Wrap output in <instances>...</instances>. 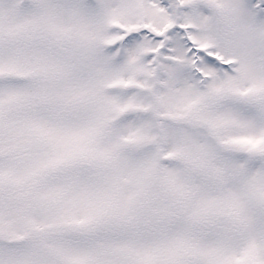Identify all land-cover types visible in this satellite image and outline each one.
I'll use <instances>...</instances> for the list:
<instances>
[{
    "label": "snow or ice",
    "instance_id": "obj_1",
    "mask_svg": "<svg viewBox=\"0 0 264 264\" xmlns=\"http://www.w3.org/2000/svg\"><path fill=\"white\" fill-rule=\"evenodd\" d=\"M0 264H264V0H0Z\"/></svg>",
    "mask_w": 264,
    "mask_h": 264
}]
</instances>
